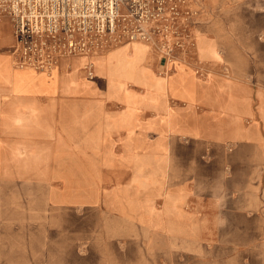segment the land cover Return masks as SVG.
Returning <instances> with one entry per match:
<instances>
[{
	"label": "crops",
	"instance_id": "0c3cea01",
	"mask_svg": "<svg viewBox=\"0 0 264 264\" xmlns=\"http://www.w3.org/2000/svg\"><path fill=\"white\" fill-rule=\"evenodd\" d=\"M2 22L0 186L32 205L18 214L31 232L52 235L31 264H109L125 248L137 258L146 234L234 249L264 224V90L209 69L218 57L201 34L198 53L177 52L173 69L141 45L144 54L62 56L44 71L14 65ZM66 241L84 242L83 253Z\"/></svg>",
	"mask_w": 264,
	"mask_h": 264
},
{
	"label": "rangeland",
	"instance_id": "374dc122",
	"mask_svg": "<svg viewBox=\"0 0 264 264\" xmlns=\"http://www.w3.org/2000/svg\"><path fill=\"white\" fill-rule=\"evenodd\" d=\"M179 8L184 17L183 25L179 28L184 38L178 43L182 45L181 52L185 57L190 59L196 55L194 33L198 32L217 53V62L204 61L209 69H223L230 77H248L264 90V0H183ZM0 25V34L10 37L9 26L5 22ZM127 40L123 36L117 37L104 52L111 50L110 56L114 58L122 54L126 56L128 50L125 49L130 46L137 54L146 53L147 47L149 54L157 52L170 69L174 68L175 58L165 59L151 43L138 41L141 42L140 45L131 44L124 49L112 50L125 44ZM130 77L131 75L128 78ZM24 173L28 174L26 170ZM4 176V165L0 164V177ZM4 194V186H0V264H31V261L35 262L39 258L38 247L41 257L51 247L52 243L45 238L52 235L31 232L36 225L33 219L19 217L18 214L25 209L23 205L29 208L32 205L21 201H8ZM262 215L264 223V203ZM254 230L256 232L246 235L242 241L235 242L234 249L228 250L203 247L198 250H185L175 242L170 244L164 239L146 234L138 252H133L137 258H129L125 248L123 260L110 258L109 264H264V224L254 226ZM71 235L72 238L76 237L74 233ZM64 236L69 238L70 235ZM63 244L80 245V252L84 251V242L66 241ZM190 254H194V258H187Z\"/></svg>",
	"mask_w": 264,
	"mask_h": 264
},
{
	"label": "built area",
	"instance_id": "2783aa9c",
	"mask_svg": "<svg viewBox=\"0 0 264 264\" xmlns=\"http://www.w3.org/2000/svg\"><path fill=\"white\" fill-rule=\"evenodd\" d=\"M180 3L183 0H0V22L8 21L13 29L18 67L52 71L62 56L107 50L122 36L129 42L151 43L173 60L184 38L177 27ZM124 14L130 20L113 39Z\"/></svg>",
	"mask_w": 264,
	"mask_h": 264
},
{
	"label": "bare ground",
	"instance_id": "6f19581e",
	"mask_svg": "<svg viewBox=\"0 0 264 264\" xmlns=\"http://www.w3.org/2000/svg\"><path fill=\"white\" fill-rule=\"evenodd\" d=\"M123 19L121 20V25H119V27H118V31H117V34H115L112 38L113 39H115V37L117 36V35H119L122 31H123V26L124 25H126L127 24V21H129L130 19H129V17L127 16V15H123ZM183 15H182V13H180L179 14V17H178V23H177V27H178V29L183 25ZM195 34V33H194ZM194 38H195V43H196V48H195V52L196 53H198V44H197V40H196V36L194 35ZM141 44V42H138V41H131V42H129V41H127L125 44H123V45H119V46H117V47H115V48H113L112 50H114V49H119V48H121V47H124V46H126V45H128V44ZM142 45H144V44H142ZM104 51V50H103ZM103 51H95V52H92V53H87V54H84V55H91V54H98V53H102ZM182 51V50H181ZM181 51H179V53H183V52H181ZM84 55H80V56H84ZM67 57H76V56H71V55H68ZM64 58H66V57H63V59Z\"/></svg>",
	"mask_w": 264,
	"mask_h": 264
}]
</instances>
